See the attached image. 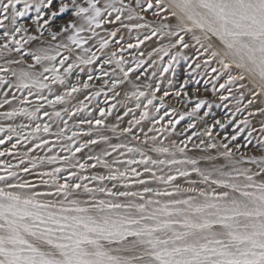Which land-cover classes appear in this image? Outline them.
<instances>
[{"label":"snow or ice","instance_id":"snow-or-ice-1","mask_svg":"<svg viewBox=\"0 0 264 264\" xmlns=\"http://www.w3.org/2000/svg\"><path fill=\"white\" fill-rule=\"evenodd\" d=\"M0 90V264H264V0H0Z\"/></svg>","mask_w":264,"mask_h":264},{"label":"rangeland","instance_id":"rangeland-1","mask_svg":"<svg viewBox=\"0 0 264 264\" xmlns=\"http://www.w3.org/2000/svg\"><path fill=\"white\" fill-rule=\"evenodd\" d=\"M103 35V33H101ZM125 57L127 59H131V57L125 53ZM189 64H193V61L191 59H189L187 62H185L184 60H181L180 61V64H178L176 66V74L175 76L172 75L171 72L169 73H165V76H167L169 79H172L174 81V84L173 86H171L169 88V91L170 92H174L176 89L179 88V85L180 83H182V81L187 78V73L190 71L188 65ZM98 67V66H97ZM105 68H107L109 71H110V68H108V66H105ZM77 72H79V69L76 70ZM151 71V70H149ZM131 75V74H130ZM135 77H133L134 79ZM208 77L206 76H197L196 79L200 81V84L199 85H196V87H203L204 84V80L207 79ZM87 79L86 76H84L83 74H81V80H85ZM106 79V77L104 78ZM143 79V78H142ZM69 82L70 83H77L76 81V77L75 76H71L69 77ZM102 83V80H93V81H89V84H90V89L88 90H83L80 92V93H75L74 96L78 97L80 100H83L84 99V96L88 95L90 92H94L96 90H98L100 88V85ZM165 87H168V85L166 84L165 82ZM189 91L191 90V85L187 86ZM207 87H211V85H208ZM54 89L58 90L59 92H63L64 91V88L63 86H59V85H54L53 86ZM15 91L14 89H10L9 92H13ZM105 91H107V89H105ZM23 94H26V93H23ZM22 93L20 92H16V95L17 96H20V95H23ZM0 95H3V90H0ZM29 99H34V97H29ZM105 99V96L104 94L102 93L99 97L96 98V100L92 101L90 104L88 103V101H84L86 104H88V109L86 110L85 113H81V115H86L88 111H91L94 115L96 116H99V113L98 111L96 110L97 109V104H99L100 107H104L105 105L103 104V101ZM179 98H176V97H172L171 99H166L165 100V104H164V108L161 109V111L159 112V116H163L164 115V111L168 108H176L178 111L182 109V105L177 103V100ZM72 104H75L77 103V100H72L71 101ZM109 103H112V101H109ZM128 107L132 108L134 110V113L133 114H130L128 117H125L124 118V121L123 123L120 124V127H126L127 126V121L130 120V119H133V115H135L136 118H139V114H140V111L143 110V108L141 109H136L135 108V104H136V101L135 100H129L128 102ZM154 103H159V101H154ZM71 105H69L70 107ZM62 107V106H57V109L59 110V108ZM118 108H120V106L118 105L117 106ZM10 110L9 106H4L3 108H0V112H4V111H8ZM121 110V113L123 112V108H120ZM208 110L207 108L203 109L202 111H206ZM49 111H51V109H49ZM149 111L150 113H152L153 115H157L155 113V109L149 108ZM227 110L224 109L223 107H220V108H217V107H213L211 109V113L215 116V118H220L221 116L224 115V113L226 112ZM178 117H173L171 116V114L169 116H166L164 118L163 121H161V124L163 125H167V121L169 119H176ZM47 118H45L46 120ZM65 119H68V117L65 116ZM79 117H77L76 120H69V125H73L75 123H77ZM106 122H109V123H117V121H115V113L113 114V116H110L107 118ZM188 122V118L185 117V119L183 121L180 122V124H178L176 126V129L174 130L173 133H162L161 134V137L160 138H163L164 139V142L165 144H167L169 142V139H171L172 137V140H177V142L179 141V139H183L184 136H179L177 135L178 133H180L182 131V129L185 127V125L187 124ZM10 123H14V124H21V123H24V124H27L28 123V120L22 116H18L16 117L14 120H5V119H0V126H6ZM153 125L151 124L150 121H142L141 122V125L137 126L136 128L133 129L134 132H138L139 129L142 127L144 129V131H147L148 127H152ZM161 125H156V127H160ZM82 129L84 131H87L88 129V125H82ZM72 131H80V129H76V128H72L71 129ZM27 132V129L25 130ZM53 131H55V127H53ZM214 134L216 133H219L221 136H225V135H228L230 133H232L234 131V126L232 125H226V128L225 129H219L218 127L215 128L214 130ZM69 135H71V132L68 133ZM154 133H149V135H153ZM5 135H7L6 132H3V133H0V138H3ZM108 135H112L111 133H108ZM187 135V134H185ZM247 135V132L245 133H242L240 137H238V140L241 142V143H245L243 141V136ZM44 138L50 140V141H55V137L54 136H45ZM130 138V137H129ZM141 140L144 139L143 135H141ZM86 139V137H81L80 140H78L77 143H80V142H83V140ZM15 140V137L13 138V142ZM38 142V141H37ZM112 142H118L115 140V138L113 137V141ZM198 143V141H197ZM253 143H255V141H253ZM25 147L26 146H18V149L17 151L19 152H22L25 150ZM49 147H52V145L50 144ZM5 148H11V143L6 141L5 144L3 145H0V150H4ZM189 148H191V143L189 144ZM85 153L88 152L87 149L83 150ZM94 152L96 151H99L98 148H94L93 149ZM195 150H193L194 152ZM241 151H245V149H241ZM59 152V147L57 146L56 148L53 149V153H47L46 150L44 149H35L34 150V155H47V154H55ZM193 152H189V154H193ZM63 155H66L67 153H62ZM115 155V154H114ZM80 154L77 153V157H79ZM0 160H4V161H7V162H11L13 164L17 163V159L13 156H5V157H0ZM58 166V165H57ZM203 166V165H202ZM47 167H51V166H47ZM101 171H103L101 169ZM0 174H3V173H0ZM85 174H88V173H85ZM21 175H25V174H21ZM26 178L28 179H33V177L31 176H26ZM193 178H196L195 176H193ZM110 186V185H109Z\"/></svg>","mask_w":264,"mask_h":264},{"label":"bare ground","instance_id":"bare-ground-1","mask_svg":"<svg viewBox=\"0 0 264 264\" xmlns=\"http://www.w3.org/2000/svg\"><path fill=\"white\" fill-rule=\"evenodd\" d=\"M57 110H58V109H57ZM172 138H173V137H172ZM172 138H171V139H172Z\"/></svg>","mask_w":264,"mask_h":264}]
</instances>
